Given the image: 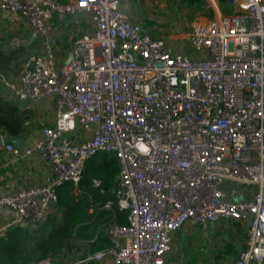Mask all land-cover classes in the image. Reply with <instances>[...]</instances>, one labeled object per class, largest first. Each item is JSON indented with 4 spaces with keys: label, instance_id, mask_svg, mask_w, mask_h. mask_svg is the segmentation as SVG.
<instances>
[{
    "label": "built area",
    "instance_id": "built-area-1",
    "mask_svg": "<svg viewBox=\"0 0 264 264\" xmlns=\"http://www.w3.org/2000/svg\"><path fill=\"white\" fill-rule=\"evenodd\" d=\"M127 1L0 0L1 11L26 21L43 42L5 85L51 113L31 139L3 144L38 158L45 174L0 194V213L12 216L0 237L14 225L37 226L62 183L77 198L84 162L106 152L118 165L116 204L127 222L108 223L110 243L76 264H166L178 229L229 219L245 230L231 264H264V2L244 0L191 22L187 48L178 51L129 19ZM77 12L89 15L92 31L59 54L46 21ZM240 187L248 197L235 196Z\"/></svg>",
    "mask_w": 264,
    "mask_h": 264
},
{
    "label": "trees",
    "instance_id": "trees-1",
    "mask_svg": "<svg viewBox=\"0 0 264 264\" xmlns=\"http://www.w3.org/2000/svg\"><path fill=\"white\" fill-rule=\"evenodd\" d=\"M218 3L223 13L232 11L229 0H218ZM31 115V109H22L0 96V135L3 140L7 142L24 137L27 134L26 121ZM117 173L115 158L106 152L87 159L79 179L78 198L70 194L72 184L64 182L57 188L56 212L48 213L32 229L24 224L7 228L5 235L0 237V264H34L50 253L69 250L71 245L79 242L87 246V251L108 245L110 242L105 234L107 224L112 221L119 224L127 222L126 212L118 209L116 204ZM94 180L98 181V185L94 184ZM106 201L112 202L109 211L100 209ZM57 264L76 263L73 259Z\"/></svg>",
    "mask_w": 264,
    "mask_h": 264
},
{
    "label": "crops",
    "instance_id": "crops-1",
    "mask_svg": "<svg viewBox=\"0 0 264 264\" xmlns=\"http://www.w3.org/2000/svg\"><path fill=\"white\" fill-rule=\"evenodd\" d=\"M61 1H67V0H61ZM233 1H244V0H233ZM163 5H166V2L163 0H160V1L159 0H129L122 4V8L126 12L129 19H131L132 21L139 22L146 31L152 34L151 32H154L156 30V25L151 23L150 21L151 16H150L149 11L151 10V7H153L152 9H158V7L163 8ZM69 16H72V15H64V14L53 15L50 19L46 21V26L49 32H52V34L57 33L58 28L64 27L66 25V22L71 19ZM90 25H91V31H92L93 27H92L91 20H90ZM47 35H48V32H47ZM48 37L50 39V42L53 48L56 50V52L62 55L63 53L65 54L67 53L70 45L73 43L72 42L71 44H69L68 49L65 52H60L59 47H58V44H59L58 38L55 37V35L52 36L50 34L48 35ZM23 39H25V42L27 44H31V46L37 40L39 39L42 40L40 36L35 35V33L33 32V29L26 23V21H24L23 19L19 17H15L8 13H4L3 11L0 10V54H1V57H0V96L2 97L3 100L16 104L22 109H26V108L31 109V113H32L31 118L26 121L27 134L22 138L15 139V141L16 140L26 141L28 139H31V137L37 135L39 133V130L36 134H31L33 132L35 124L39 126L40 128L41 125L44 124L46 121L51 122L50 121L51 113H49V111L46 110V106L44 103L42 102L28 103L26 101L20 100L16 96H14L11 89L5 85V81H15L18 77V71H19L21 62L19 64L18 63L19 61H15L16 62L15 65H10V63L14 59L13 56L15 52L18 55H21L23 53V47H22ZM14 41H16V43L18 42V45H19V47H16L15 50L13 49L15 52H13L12 47H11ZM8 44L9 46H7ZM2 54H3V57H2ZM17 65H18V70H16V74L14 73L13 75H10L13 77L5 76L13 68L17 67ZM7 142H11V141H7ZM7 142L1 139L0 154L2 155L9 154L11 157H14V159L21 160V164L17 162V160H10L9 164L6 163L5 161H0V173H4L5 175H7L5 171H8L9 178L5 176V182L10 180V182H7L8 184L3 185L2 187L0 186V190L2 188H5V186H8V189L5 190V192H0V194L14 191L18 188L38 183L42 180V177L45 174V168H43V165L41 164V161L38 158L15 156L11 152L6 151L3 148V144ZM249 193H250L249 191L245 192L243 188L240 187L238 189L237 194H235V196L248 197ZM89 212H92V210L89 209ZM3 214L5 215L6 218H10L11 216V215H8V212L6 211H4ZM224 221H227V220H224ZM235 222L238 223V224L235 223L237 226L236 228L238 229L241 228L240 230H242V234H243L242 239L236 240V235H235L236 231L233 233L234 231L233 227L229 230V233L232 236L234 235L233 238L235 242L232 243V245L234 246V249L239 248L238 249L239 250L238 253H239L240 250L243 249L245 246V230H244V226L240 222L238 221H235ZM216 224H209L207 227L201 228L198 224L189 222L185 226L178 229L175 232L173 239H172V249L166 256V264H190L189 261L183 260V258H186L184 256L185 252L183 248L185 247V244L188 243L192 238L193 231H194L193 225H196L199 229L203 230L202 234L205 236V233L206 234L213 233L212 228H214V225ZM202 238L204 239V237ZM84 253L82 255L77 256L74 260H76L79 257H82ZM238 253L235 255V257L238 255ZM198 254H202V253L198 252L196 255L198 256ZM233 259H231V262ZM216 261L217 260H215L214 264H217L224 260L218 259V262ZM200 262L201 261H198L197 263H194V264H200Z\"/></svg>",
    "mask_w": 264,
    "mask_h": 264
},
{
    "label": "rangeland",
    "instance_id": "rangeland-1",
    "mask_svg": "<svg viewBox=\"0 0 264 264\" xmlns=\"http://www.w3.org/2000/svg\"><path fill=\"white\" fill-rule=\"evenodd\" d=\"M160 1V0H159ZM166 2V5H163V8L158 7V9H152L149 11L151 16V23L156 25V30L152 33L154 37H162L172 43L178 45L175 50L182 51L187 48V35L189 32V27L191 22H205L213 19L217 12H222V6L218 3V0H163ZM210 1H213V5H211ZM263 2V0H261ZM239 2L242 1H233L230 2L233 8L238 6ZM160 8V9H159ZM71 19L66 22V25L62 28H58L57 33L52 34L46 27L48 35H55L58 38L59 51L65 52L68 49L69 44L74 42L76 38H79L91 31L90 18L87 13L77 12L69 16ZM23 53L21 55L16 54L14 51L16 47H19L18 42L14 41L12 47L13 52H15L13 56V60L10 65H15V61H22V59L34 52H39L43 47V42L41 39L37 40L32 46L31 44H27L25 39H23ZM9 46V44L7 45ZM65 55V53H63ZM18 64V65H19ZM17 67L13 68L10 72H8L5 76L13 77L10 75L16 74ZM6 73V72H5ZM4 73V74H5ZM38 123V122H37ZM39 130V126L35 124L33 132L31 130V134H36ZM0 138L3 137L0 135ZM11 158V159H10ZM10 160H17L21 164V160L14 159L9 154H0V161H5L6 163H10ZM7 175L4 173H0V186L8 184L5 182V176L9 178L8 171H5ZM8 189V186L2 188L0 192H5ZM56 207H52L49 213L56 212ZM8 215H11L8 213ZM7 215V216H8ZM12 217V216H10ZM5 215L3 212L0 213V226L5 224L7 221L5 220ZM2 222V223H1ZM237 222L229 219L227 221H222L214 225L213 233H205V236L202 234L203 230L199 229L196 225H193L194 231L191 240L185 244L184 256L183 260L189 261L190 264L197 263L201 261L200 264H214L215 260L218 262V259H223L217 264H230L231 259L235 257L238 253V249H234L232 243L235 242L232 235H230L229 230L233 227L234 231H236V240L242 239V230L236 228ZM23 225V224H22ZM240 225V224H239ZM26 227V226H25ZM29 229L35 227H28ZM204 237V239L202 238ZM71 245L69 250H63L58 254H49L46 258H49L56 263H60L61 261L70 262L75 259V257L81 255L82 253L87 251V246L83 244V242H79ZM241 249V248H240ZM202 250V251H200ZM241 251V250H240ZM198 252L202 254L196 255ZM226 255V256H224ZM217 258V259H216Z\"/></svg>",
    "mask_w": 264,
    "mask_h": 264
},
{
    "label": "water",
    "instance_id": "water-1",
    "mask_svg": "<svg viewBox=\"0 0 264 264\" xmlns=\"http://www.w3.org/2000/svg\"><path fill=\"white\" fill-rule=\"evenodd\" d=\"M230 2H233V0H230ZM0 142H1V138H0Z\"/></svg>",
    "mask_w": 264,
    "mask_h": 264
}]
</instances>
